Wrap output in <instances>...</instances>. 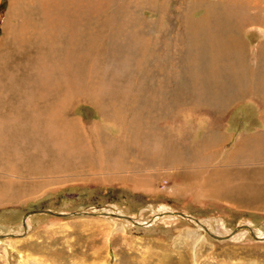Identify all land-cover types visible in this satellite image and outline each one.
Returning a JSON list of instances; mask_svg holds the SVG:
<instances>
[{
	"label": "rangeland",
	"instance_id": "374dc122",
	"mask_svg": "<svg viewBox=\"0 0 264 264\" xmlns=\"http://www.w3.org/2000/svg\"><path fill=\"white\" fill-rule=\"evenodd\" d=\"M263 114L264 0H0V264H264Z\"/></svg>",
	"mask_w": 264,
	"mask_h": 264
},
{
	"label": "crops",
	"instance_id": "0c3cea01",
	"mask_svg": "<svg viewBox=\"0 0 264 264\" xmlns=\"http://www.w3.org/2000/svg\"><path fill=\"white\" fill-rule=\"evenodd\" d=\"M263 117H264V114H263ZM263 120H264V118H263ZM262 126H263L262 129L264 130V123L262 124ZM263 137H264V135H263ZM251 150H252V149H251ZM245 151H246V150H245ZM249 152H250L249 150L246 151V153H247V154H246V156H247L246 158L249 157V158H255V159H256V156H252V157L249 156V155H248ZM252 152H254V151L252 150ZM257 152H259V150H258ZM260 152H261V155H262V156H261V159H262V161H263V162H262V166H261L262 169H263V170H262V174H263V175H261L262 177H260V178H261V184L263 185V190H262V191H263V193H264V138L262 139L261 150H260ZM238 157H239V155H238ZM240 157H241V156H240ZM249 158H248V159H249ZM250 160H254V159H250ZM239 161L242 162V161H243L242 158H240ZM240 179H241V178H240Z\"/></svg>",
	"mask_w": 264,
	"mask_h": 264
},
{
	"label": "water",
	"instance_id": "95a60500",
	"mask_svg": "<svg viewBox=\"0 0 264 264\" xmlns=\"http://www.w3.org/2000/svg\"><path fill=\"white\" fill-rule=\"evenodd\" d=\"M33 213H44V214H50V215H55V216H75V215H86L87 213L86 212H78V213H72V214H66V215H64V214H56V213H54V212H52V211H34V212H31L30 214H28V215H31V214H33ZM27 215V216H28ZM105 216H109V217H111V216H113L114 214H104ZM117 218H119V219H127V220H131L130 218H127V217H123V216H116ZM252 231V230H251ZM252 234H253V236H254V232L252 231ZM255 237V236H254ZM218 238V237H217Z\"/></svg>",
	"mask_w": 264,
	"mask_h": 264
}]
</instances>
